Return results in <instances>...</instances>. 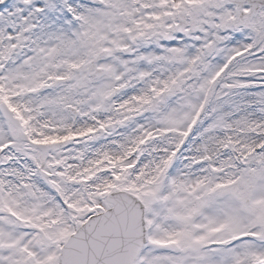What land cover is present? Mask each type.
Listing matches in <instances>:
<instances>
[{
	"label": "snow or ice",
	"instance_id": "obj_1",
	"mask_svg": "<svg viewBox=\"0 0 264 264\" xmlns=\"http://www.w3.org/2000/svg\"><path fill=\"white\" fill-rule=\"evenodd\" d=\"M0 264H264V0H0Z\"/></svg>",
	"mask_w": 264,
	"mask_h": 264
}]
</instances>
